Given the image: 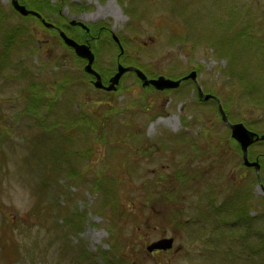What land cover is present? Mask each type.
<instances>
[{"label":"rangeland","instance_id":"rangeland-1","mask_svg":"<svg viewBox=\"0 0 264 264\" xmlns=\"http://www.w3.org/2000/svg\"><path fill=\"white\" fill-rule=\"evenodd\" d=\"M39 8L73 37L87 33L69 21L84 22L104 75L118 61L149 77L195 69L230 121L264 132V0H43ZM0 16V51L2 33L17 28L0 70V264H264V158L259 184L217 102L199 98L192 78L156 90L126 71L103 94L55 31L10 0H0ZM223 34L232 63L208 45ZM28 92L41 100L40 116L22 111ZM252 148L264 152V140ZM168 235L171 250H147Z\"/></svg>","mask_w":264,"mask_h":264},{"label":"water","instance_id":"water-1","mask_svg":"<svg viewBox=\"0 0 264 264\" xmlns=\"http://www.w3.org/2000/svg\"><path fill=\"white\" fill-rule=\"evenodd\" d=\"M13 7L19 11L21 14H29L32 13L43 21V23L48 26L52 27L54 24L51 21H48L45 19V17L37 10L33 8H28L25 4L21 3L19 0H10ZM71 24H80L85 29H89L84 22L81 20H78L76 18H72L70 20ZM60 36L64 40V42L68 45H70L75 53L78 56L86 58V63L84 65V69L92 74L95 75V78L93 79L92 83L95 87H104L108 90H113L117 88V84L119 82V79L121 75L126 70H134L137 76L141 79V83L143 86H146L148 84H152L157 89H165V88H173L177 87L182 79L185 78H192L196 83L197 93L200 98L208 99V98H215L218 101V109L222 115L223 120L226 121V123L231 128V135L239 142L240 147L243 151V158L244 163L248 166H254L256 172L259 174L260 170V162L259 159L250 160L247 156V149L248 146L253 143L255 140L264 138V133L259 134L258 132L248 128L243 121H235L231 122L228 120V117L225 113V110L222 107V104L219 100V98L210 92H204L198 83L197 80V71L195 69L188 71L185 75L179 77V78H172L169 76H166L164 74H159L157 76L149 77L141 68L135 66V65H124L121 62L117 64V68L115 72L109 77L108 84H104L102 81L101 74L93 68L92 64L95 58L94 51L91 49V46L87 42H80L76 40L75 38L69 36L66 34V32L61 29L60 27L57 28ZM112 37L115 41H117L120 51H123V46L120 43V40L118 36L114 33H112ZM264 156V154H263ZM263 186V185H262ZM264 187V186H263ZM174 242V236H163L156 240L151 241L147 244L146 248L148 251H152L154 249H168L172 248Z\"/></svg>","mask_w":264,"mask_h":264},{"label":"trees","instance_id":"trees-1","mask_svg":"<svg viewBox=\"0 0 264 264\" xmlns=\"http://www.w3.org/2000/svg\"><path fill=\"white\" fill-rule=\"evenodd\" d=\"M21 2H23V3H25L27 6H29V7H33V8H36L37 10H39L40 11V4H41V2L43 1V0H29V3H26L25 2V0H20ZM0 20H1V16H0ZM241 28H242V26H241ZM17 29V28H16ZM16 29H13V28H10L9 29V31H4L3 33H2V40H3V45H2V48H1V51H0V70H1V65H3L4 63V61L7 59V57H8V49H9V47H10V45L12 44L11 42H13V35H16L17 33H16ZM18 29H20V28H18ZM237 29V28H236ZM236 29H235V31H236ZM239 29V28H238ZM237 29V30H238ZM244 29V28H243ZM188 30V29H187ZM223 30H225V29H223ZM16 33V34H15ZM88 34H86V36H87ZM179 35H180V43L181 44H186V42L185 41H187V37H186V32H184V30L183 29H181L180 30V33H179ZM243 35H246V33H245V31L243 32ZM86 36H83V38H85ZM16 38V37H15ZM80 38V37H79ZM209 38V37H208ZM231 41V39H229L228 37H226V36H224V34L223 35H220V36H212V39H210V43H208V45H211V48H214L215 47V49H216V51L219 53V54H221V55H223V57H226V60L227 61H230L231 63L233 62V59L235 58V55H234V53L233 52H230V50H231V47H232V45H230L229 44V42ZM192 45H194V43H192ZM229 56V57H228ZM229 58H230V60H229ZM232 73H233V71H232ZM183 75V74H182ZM233 75V74H232ZM181 75H177L176 77H180ZM239 78L240 79H242L243 77H240L239 76ZM243 80H241L240 82H242ZM247 86V83H246V85H245V87ZM28 101H27V107H26V110H23L22 109V111H26V112H33L36 116H40L41 114L37 111V109H39V108H41V100L39 101V103H37V101H36V99H37V97H36V94L35 93H31V92H28ZM39 98V97H38ZM263 98V97H262ZM262 98H260V97H256V96H252V95H250V98L248 99V100H251V102L252 103H254V104H258V103H261V102H259V100H261ZM40 99V98H39ZM52 101H54L55 100V98L53 99H51ZM210 100H212V99H210ZM212 101H214V100H212ZM47 102V105L48 106H50L51 104L49 103L50 102V100H47L46 101ZM230 102V101H229ZM229 102H227L226 104H229ZM214 103L216 104V102L214 101ZM231 103V102H230ZM226 104H225V106H226ZM21 111V112H22ZM216 111L218 112V108H217V105H216ZM36 112V113H35ZM20 113V112H19ZM219 113V112H218ZM41 120V119H40ZM80 122L83 124V121L82 120H80ZM38 123V122H37ZM55 124V126H56V123H54ZM240 151V150H239ZM240 154H241V151H240ZM253 158V157H252ZM65 167V166H64ZM77 171V169L76 168H74L73 166H72V168H70L69 169V174L70 175H76V172ZM48 175H49V173H48ZM47 175V176H48ZM48 178V177H47ZM46 183V182H45ZM45 183H43L42 184V187L43 188H45L46 187V185H45ZM217 201V200H216ZM215 201V202H216ZM247 212V210L245 209V211H244V213H246ZM74 216V215H73ZM70 219H71V217H70Z\"/></svg>","mask_w":264,"mask_h":264},{"label":"flooded vegetation","instance_id":"flooded-vegetation-1","mask_svg":"<svg viewBox=\"0 0 264 264\" xmlns=\"http://www.w3.org/2000/svg\"><path fill=\"white\" fill-rule=\"evenodd\" d=\"M50 29H52V30H56L55 28H50ZM90 35V34H89ZM81 39H84V40H89V38H90V36H86L85 38H83V37H80ZM43 42H47V39L46 40H43ZM126 64H130V63H126ZM96 66V65H95ZM97 67V66H96ZM98 70V69H97ZM116 69H113V70H111L110 71V73L108 74V75H102V80H103V82L105 83V84H107L108 82H109V77L113 74V72L115 71ZM99 71V70H98ZM130 71H132L133 72V70H130ZM86 72V71H85ZM100 72L102 73V71L100 70ZM89 76V80L90 81H92V79L94 78V75H92L91 73H88V72H86ZM126 73V71L122 74V75H124ZM120 83V82H119ZM119 83H118V85L117 86H119ZM99 90H101V91H104V93L103 94H109V93H111V92H109L110 90H107V89H105V88H103V87H99ZM115 91V90H114ZM220 118H221V116H220ZM222 119V118H221ZM249 128H251V127H249ZM251 129H253V128H251ZM254 130H256V129H254ZM229 131H230V134H231V129L229 128ZM258 132V131H257ZM231 137L232 138H234L232 135H231ZM264 140V138L263 139H258V140H255L253 143L255 144V143H258L259 141H263ZM256 141H258V142H256ZM250 144L249 146H248V151H247V154H248V158H250V157H253V158H256V157H259V160H260V162H261V165H262V161H261V159L263 158L262 157V153L263 152H261V151H257V152H254L253 151V145L254 144ZM235 145L237 146V148L240 150V145H239V143L237 142V141H235ZM252 153H254V154H252ZM264 194V193H263ZM169 250H171V249H167V250H163V249H156V250H154V251H169Z\"/></svg>","mask_w":264,"mask_h":264}]
</instances>
